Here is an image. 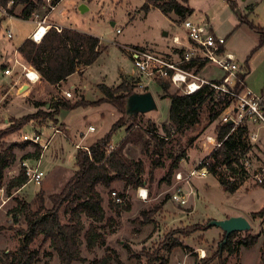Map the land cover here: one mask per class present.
Wrapping results in <instances>:
<instances>
[{
	"label": "rangeland",
	"instance_id": "obj_1",
	"mask_svg": "<svg viewBox=\"0 0 264 264\" xmlns=\"http://www.w3.org/2000/svg\"><path fill=\"white\" fill-rule=\"evenodd\" d=\"M45 1V0H44ZM218 0L215 9L216 19L222 15L220 6L224 5ZM145 0H60L57 6L47 15L50 21H56L66 27L84 33L92 34L100 39L102 47H106L100 56L89 65L81 74L79 72L71 76L63 83L62 89L48 87L40 84L27 85L28 81L21 74L19 68H11V75L4 74L0 67V129L6 128L12 122L26 114H32L38 110H50L51 102L57 98H65L63 91L72 92L74 101L83 98L88 102L96 101L104 95L99 89V84H105L114 88L124 79L146 83L134 68L127 48L138 47L147 51H155L162 54L174 48L171 37L174 34L184 36L186 29L180 25L182 19L175 13L164 14L157 7H151L148 11L142 9ZM208 0H189L193 8L186 19L196 21L204 15V8ZM220 3V4H219ZM84 5L87 9L81 10ZM10 3L7 4V7ZM20 6L15 12H20ZM40 18L47 13L46 7L36 12ZM36 14H34L33 18ZM12 17V18H10ZM222 21V18L218 20ZM32 20H23L13 16H0V54H8L13 57V52L25 35L33 28ZM224 24L222 27L225 28ZM119 28L120 32H116ZM167 33V34H165ZM10 34V36L8 35ZM220 35V34H219ZM233 37L231 44L235 46L239 64H244L248 54L254 49L252 60L255 62L251 68L249 85L251 90L260 94L264 91V45L257 47L260 35ZM9 65V64H8ZM122 74V75H121ZM199 75L205 78L221 75L219 70L208 66L199 71ZM26 82V83H25ZM24 83L23 85H21ZM24 85H26L24 87ZM137 92L150 91L156 103V109L138 114L135 119H126L127 125L116 128L111 135V146L118 144L127 136L123 153L131 160L141 159L145 165L143 175V188L147 189V198L142 200L137 196V188H125L122 181H114L110 187L97 185V190L102 196V206L105 218L96 223L98 232L103 233L105 242L103 245L88 249L83 237L91 220L82 215L84 229L80 234V253L82 261L72 264H92L95 259L105 258L106 264H146L148 256L155 253L157 247L169 240L166 245L178 238L182 246L173 248L163 247L153 264H193L201 258L212 256L222 239L220 228L216 226L205 227L209 217H216L223 213H240L250 223L249 231H240L234 241L239 249V257L234 254L223 253L227 258V264H264L261 261V248L264 240V216L252 217V212L264 207V187L255 186V180L248 177L242 186L234 193L229 194L222 190L216 176L207 174L205 177H195L191 186L184 185L189 194L186 205L175 203L171 199L173 191V176L177 169L194 167L197 162L208 153V147L204 146L205 135L215 134V126L221 122L224 109L218 118L209 123L208 115L210 106L203 103L199 111V123L185 126L170 138L164 148L156 155L152 144H147V123L154 122L158 129L168 122L170 99L161 96V89L154 83L138 86ZM174 88L169 92L174 93ZM216 98L218 96L216 95ZM43 105L35 106L36 103ZM214 110H218L214 107ZM213 111V110H212ZM226 112V111H225ZM121 114L108 102L88 104L74 109H61L57 120H48L43 117L30 119L20 130L9 135L5 144L22 143V133L31 132L33 129L43 130L50 134L51 126H57L61 130L50 140L48 149L42 157V169L46 175L40 185L28 183L17 191L9 194L6 185L20 170V162L35 146L27 144L24 147L15 146L14 159L5 169L3 179L0 180V264H5V255L13 251L19 243V230L25 228L23 219L13 221L12 209L17 201L25 202L28 208L36 210L42 203L45 208L51 207L49 199L51 194L59 193L67 180L76 171L75 153L79 142L87 127L92 125L95 130L88 131L81 141V145L89 146L101 138L111 128ZM70 130H66V127ZM127 127L130 131L126 133ZM204 136V137H203ZM253 168L264 164V129L262 130V142L251 143ZM182 149H187V156L180 161L177 169L169 176L168 166L172 157ZM83 150V149H82ZM161 165L152 168L155 162ZM150 172V173H149ZM116 191L124 197L123 203H118L112 198L111 192ZM129 205V210L124 206ZM62 207L60 220L66 223L71 214V206ZM152 212L147 221L142 213ZM194 224H202L204 229H197L187 236L173 233L184 227ZM257 236V243L251 247H245L239 243L247 235ZM39 251V259L35 264H59L56 253L39 236L31 245ZM203 250V251H202ZM204 252V254H203ZM211 264H218L215 259Z\"/></svg>",
	"mask_w": 264,
	"mask_h": 264
},
{
	"label": "trees",
	"instance_id": "obj_2",
	"mask_svg": "<svg viewBox=\"0 0 264 264\" xmlns=\"http://www.w3.org/2000/svg\"><path fill=\"white\" fill-rule=\"evenodd\" d=\"M60 0H50L49 4L55 6ZM189 0H145L142 5L144 11L151 7H157L164 14L175 13L182 20L186 18L193 10L188 5ZM10 6L7 7V4ZM20 6V12H15L16 7ZM50 11L44 0H0V9L5 16H14L23 20L32 18L34 12L40 8ZM264 43V29H260L259 44L256 48ZM106 47H102L100 39L90 34L82 33L70 28H62L60 32L53 27L50 28L39 43L34 42L31 38H26L17 48L19 54L27 61L41 76V79L50 85H58L68 76L75 72L81 71L83 67L91 65L100 56ZM256 50V49H254ZM253 50V51H254ZM245 71L239 74L242 79V86L245 85V77L249 71L245 66ZM201 70L197 66L196 72ZM157 85L161 89V96L170 99L169 116L167 124L160 128L164 133L169 134L170 129L175 133L185 126L199 123V111L203 103L210 106L208 115L209 123L214 122L221 111L230 104V98L219 96L216 98L209 86H203L193 94H179L177 91L170 93L169 89L173 88L169 81L158 80ZM99 89L103 97L92 102L83 98L71 101L66 98H57L51 102L50 110H38L32 114H26L15 120L6 128L0 129V180L3 179L4 171L8 168L14 159L13 149L15 146L24 147L28 142L17 144H5V139L20 130L30 119L43 117L48 120H57L61 109H74L79 106L88 104H97L108 102L121 116L113 122L111 128L101 138L97 139L88 146V150L77 149L75 153L76 171L67 180L63 189L59 193L51 194L49 199L51 207L45 208L41 203L39 208L31 210L25 202L17 201L16 206L12 209L13 221L23 219L25 228L19 230V243L15 250L8 251L5 255V264H35L39 259V251L31 248L32 243L42 236L44 241L49 242V246L56 253L59 264H72L75 261H82L80 253V234L84 229L82 215L91 220L85 230L83 237L88 249L97 245H103L105 238L103 233L98 232L97 222L105 218L102 206V196L97 190V185L110 187L114 181H122L125 188H137L143 186L145 174V165L141 159H128L124 153L125 136L118 144L108 150L111 141L112 132L122 126L127 125V120L135 119L139 114L128 115L126 113V98L137 92L134 81L124 79L114 88L105 84H99ZM36 103L35 106L43 105ZM217 107L218 110H214ZM213 110V111H212ZM233 125L228 122H219L215 126L216 139L221 141L220 146L215 149L209 156L208 171L211 175L216 176L220 187L223 191L233 194L244 181L248 174L243 166V158L249 157L252 160V144L246 140L247 126H238L233 131ZM154 122L147 123L146 136L147 144H152L153 152L158 153L164 148L167 140L156 136L160 130ZM130 131L127 127L126 133ZM40 152L39 146H35L32 153L25 158H38ZM187 156V149H182L172 157L168 166L167 175H171L178 168L181 159ZM161 163L155 162L152 168L160 166ZM150 173V172H149ZM26 176L24 169H20L17 176L13 177L6 185V191L11 194L13 191L25 186ZM264 187V180L261 183H255L254 187ZM121 195V194H119ZM122 196V195H121ZM119 205L118 203H115ZM71 206L70 216L66 223L60 220V210L62 207ZM129 205L124 209L129 210ZM148 221L152 212L142 213ZM252 217H263L264 207L257 212L251 213ZM212 219H208L206 224ZM202 224H194L184 227L173 233H180L187 236L197 229H204ZM238 232H232L228 236L222 232V239L218 244L217 251L208 258L196 260L193 264H211L217 259L218 264H227V258L223 253L234 254L239 257V249L234 241ZM169 240L160 244L155 253L148 255L146 264H153L156 255L159 254L163 247L173 248L182 246V242L176 238L170 244L166 245ZM257 236L247 235L239 243L245 247H251L257 243ZM260 259L264 262V240L262 243ZM165 263L162 261V264ZM92 264H106L105 258L95 259Z\"/></svg>",
	"mask_w": 264,
	"mask_h": 264
},
{
	"label": "built area",
	"instance_id": "obj_3",
	"mask_svg": "<svg viewBox=\"0 0 264 264\" xmlns=\"http://www.w3.org/2000/svg\"><path fill=\"white\" fill-rule=\"evenodd\" d=\"M45 1L52 10L54 6L49 4L50 0ZM180 24L186 29V35L175 34L171 37L174 49L177 51L176 58H172L171 54L147 51L138 47L127 48L136 73L146 80L145 84L141 81H137L136 84L144 86L149 85L150 82L165 80L169 81L179 94H193L203 86H209V89L218 97L227 96L231 100L230 104L224 108L221 122L232 124L231 131L238 126H247L246 140L250 143L256 142L258 132L248 125L264 128V91L256 94L246 86H242V79L238 75L244 71V66L238 63L234 54L225 49V36L215 33L207 22L197 23L185 18ZM52 27L58 32L62 29V26L58 24H48L45 18L37 20L31 39L39 43ZM116 32H120V29L117 28ZM8 35L10 36V34ZM13 63L20 67L21 74L26 77L29 84L40 81V74L31 65L17 58L13 60ZM197 66H201V70L213 66L219 70L221 75L211 78L202 77L199 72L195 71ZM3 72L10 74L11 68H5ZM63 94L66 99L72 96L70 90H65ZM50 130V134H46L43 130L32 128L31 132L22 133L20 136L22 142H28L30 145L40 148L38 158H24L20 162V169H24L26 176L24 185L28 183L40 185L45 177V172L41 167L42 157L49 147L51 138L61 129L51 126ZM93 130L95 127L90 125L87 127L86 133ZM86 133H83L79 142L75 144L76 148L88 150L87 146L81 145ZM175 134L174 129H170L169 134L164 133L161 129L156 132L157 137L167 141ZM203 144L208 147V153L194 167L175 171L173 176L175 182L171 192V199L175 203L186 205L191 192H187L184 185L191 186L193 178H202L209 174L206 157L220 146L221 141L216 139V135H207ZM111 148L112 146L109 145L108 150ZM242 163L248 177H252L255 183H261L264 180V164L253 168L252 160L249 157H244ZM111 196L116 203L124 202V197L114 190L111 192ZM137 196L142 200L146 199L147 189L139 186Z\"/></svg>",
	"mask_w": 264,
	"mask_h": 264
},
{
	"label": "crops",
	"instance_id": "obj_4",
	"mask_svg": "<svg viewBox=\"0 0 264 264\" xmlns=\"http://www.w3.org/2000/svg\"><path fill=\"white\" fill-rule=\"evenodd\" d=\"M217 2H218V0H208V3H206V7L204 8L203 17L199 18V19H196V21H194V22H197V23H199V22H207L209 24L210 28L215 33L220 34L221 36H225L226 37L225 49L228 52H231L232 54H234L235 57H237V55H236L237 53L235 52V46L231 44V40L233 39V37H236L237 35L239 37L243 36V37H246V38H250L249 36L260 35V29H264V0H221L220 3H223L224 5L220 6V8L222 9L223 12H222V15L220 16V18H222V21H219V22H218V20L220 18L217 20L216 19L217 15L215 14V9L217 8V6H219L217 4ZM57 4L54 6V8L57 6ZM188 5H189V1H188ZM189 7H190V5H189ZM84 9L86 10L87 8L85 7ZM192 10H193V8H192ZM50 11H48L45 14H43L40 18H38L39 15L36 13L37 11L34 12V14H36L35 15L36 18H33V16H34V14H33L32 18L29 19V20H32L34 26L25 35L26 38H31V34H32L33 30L36 27V21L37 20H41L42 18H45V20H46V22L48 24H58V25L62 26V28L73 29L71 27H66L64 25H61V24H59L56 21H50L49 18H48V15H47ZM2 12L3 11L0 9V16L2 15ZM10 18H12V17H10ZM224 24L227 25L225 28L222 27ZM73 30H75V29H73ZM76 31H78V30H76ZM79 32H82V31H79ZM82 33H84V32H82ZM86 34H89V33H86ZM90 35H92V34H90ZM92 36H94V35H92ZM25 39H23V41ZM23 41H21V43ZM263 45H264V43L260 47H262ZM176 52L177 51L174 48H172L171 51L166 52V53L167 54H171L172 58H176V55H177ZM253 53H254V51H251L250 54H248L247 58L244 60V64H242L244 66V68H243L244 71H245V68H246L245 66H248V68H249V71H248V73H247V75L245 77V85L250 90H251V87L249 85V80L248 79H249V76L251 74V68H253V66L255 64V62L252 60ZM13 54H14L13 57L9 56L8 54H0V67H3L4 69L5 68H19L20 69V67L17 64L13 63V60L15 58H17V59H19L21 61H24L27 64H29L27 61H25L23 59V57L19 54L17 49L14 50ZM87 67L88 66L83 67L81 69L80 73L82 74ZM75 73H77V72H75ZM75 73H73L70 76H68L65 80L61 81L58 85H50L46 81H44L42 79H40V81L37 84L42 83L43 86H48V87H55L56 86V87L62 89L63 83L66 82ZM11 74L12 73H10L8 75H11ZM23 84L24 83H22L21 85H23ZM155 84L157 85L156 82H155ZM27 85L30 86L31 84L27 83ZM65 90H68V89H65ZM78 99H80V98H78ZM57 118H58V116H57ZM248 126L251 127V129L256 130L258 132V140L256 141V144H258L259 142L261 143L262 142V130L264 128L259 127L257 125H248ZM66 130L69 131L70 128L67 126ZM207 135H209V134H207ZM207 135H205V136H207ZM212 135H214V133ZM204 139H205V137H204ZM109 145H111V144H109ZM187 157H189V156H187ZM45 175H46V172H45ZM128 188H130V187H128ZM230 215H241V214L240 213L229 214V213L225 212L222 215H219V216H216V217H209V219H224V218H226V217H228ZM222 232L223 231L221 230V234H222Z\"/></svg>",
	"mask_w": 264,
	"mask_h": 264
},
{
	"label": "water",
	"instance_id": "obj_5",
	"mask_svg": "<svg viewBox=\"0 0 264 264\" xmlns=\"http://www.w3.org/2000/svg\"><path fill=\"white\" fill-rule=\"evenodd\" d=\"M84 8V5L80 6L82 11ZM125 108L128 115L142 114L156 109V103L150 91L135 92L126 98ZM210 226L220 228L225 233V236L232 232L249 231L251 228L248 220L242 215H230L224 219H212L205 225V227Z\"/></svg>",
	"mask_w": 264,
	"mask_h": 264
},
{
	"label": "bare ground",
	"instance_id": "obj_6",
	"mask_svg": "<svg viewBox=\"0 0 264 264\" xmlns=\"http://www.w3.org/2000/svg\"><path fill=\"white\" fill-rule=\"evenodd\" d=\"M203 254H204V252H203Z\"/></svg>",
	"mask_w": 264,
	"mask_h": 264
}]
</instances>
